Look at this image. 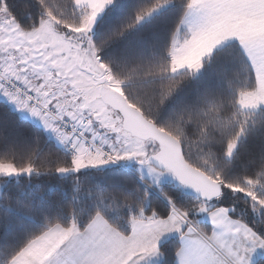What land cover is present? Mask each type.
Segmentation results:
<instances>
[{
  "label": "snow or ice",
  "instance_id": "obj_1",
  "mask_svg": "<svg viewBox=\"0 0 264 264\" xmlns=\"http://www.w3.org/2000/svg\"><path fill=\"white\" fill-rule=\"evenodd\" d=\"M0 264H264V0H0Z\"/></svg>",
  "mask_w": 264,
  "mask_h": 264
},
{
  "label": "trees",
  "instance_id": "obj_2",
  "mask_svg": "<svg viewBox=\"0 0 264 264\" xmlns=\"http://www.w3.org/2000/svg\"><path fill=\"white\" fill-rule=\"evenodd\" d=\"M165 247H167V245Z\"/></svg>",
  "mask_w": 264,
  "mask_h": 264
}]
</instances>
